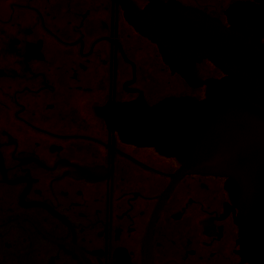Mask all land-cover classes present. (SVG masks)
<instances>
[{
  "label": "flooded vegetation",
  "instance_id": "obj_1",
  "mask_svg": "<svg viewBox=\"0 0 264 264\" xmlns=\"http://www.w3.org/2000/svg\"><path fill=\"white\" fill-rule=\"evenodd\" d=\"M129 1L140 12L174 3L225 26L229 7L253 2ZM195 70L222 76L207 60ZM204 90L170 69L120 3L0 0V264H254L225 177L181 172L94 108ZM208 218H221L222 237L203 233Z\"/></svg>",
  "mask_w": 264,
  "mask_h": 264
},
{
  "label": "water",
  "instance_id": "obj_2",
  "mask_svg": "<svg viewBox=\"0 0 264 264\" xmlns=\"http://www.w3.org/2000/svg\"><path fill=\"white\" fill-rule=\"evenodd\" d=\"M113 1L171 70L192 87H205L204 97L94 108L126 140L175 157L181 172L225 177L239 212L235 218L223 202V217L232 210L244 257L264 264V0L229 7L226 26L174 3L140 12L129 0ZM202 60L222 76L201 80L195 64ZM213 219L221 218L200 221L203 233L222 237Z\"/></svg>",
  "mask_w": 264,
  "mask_h": 264
}]
</instances>
